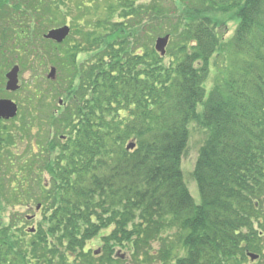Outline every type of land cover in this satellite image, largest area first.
I'll return each mask as SVG.
<instances>
[{"label": "trees", "instance_id": "1", "mask_svg": "<svg viewBox=\"0 0 264 264\" xmlns=\"http://www.w3.org/2000/svg\"><path fill=\"white\" fill-rule=\"evenodd\" d=\"M152 5L157 14L136 21L133 33L122 23L112 40L100 37L99 55L74 74L52 123L55 146L46 142L40 154L8 164L19 133L0 124V189L2 168L17 167L18 197L41 203L43 213L34 234L16 212L4 224L0 191V264H95L86 247L103 231L111 264L115 248L144 264L264 259V0H183L165 57L153 43L172 34L175 12L167 0ZM224 18L238 21L227 43L219 33ZM225 48L229 66L208 92L211 61ZM193 123L208 135L194 173L200 205L182 169Z\"/></svg>", "mask_w": 264, "mask_h": 264}, {"label": "rangeland", "instance_id": "2", "mask_svg": "<svg viewBox=\"0 0 264 264\" xmlns=\"http://www.w3.org/2000/svg\"><path fill=\"white\" fill-rule=\"evenodd\" d=\"M167 1L173 4L170 5L172 8L170 11L175 12V14L169 16L170 31L172 33L170 36L173 37V30L177 29L180 18L176 11L182 8L183 0ZM29 2H31L32 7L27 4ZM66 2H68L67 6H65ZM130 6L134 8L133 11H130ZM152 6V0H0V99L6 96L5 99L13 101L20 109L14 120H9L2 125L13 133H19L14 145L9 148V152L13 156L8 164H11V162L16 163L25 154H28L30 158L40 154L41 146L46 142L55 146L56 142L54 141H56L58 133L57 127H53L52 123L56 116L59 117L62 114L66 106V104L61 105L60 102L66 103L69 99L70 95L63 93L68 86L74 85V74L80 72L82 66L87 64L88 61L91 64L93 58L97 54L99 55L101 51H98V48L104 45V41L100 37L104 39L107 37V40H112L116 29L120 28L119 26L116 28L114 25L120 23H123L122 25H125L126 29L133 33L136 21L141 19L142 22H145V20H149V17L152 18L157 14L152 11ZM145 8H148L147 11ZM222 21L223 23L220 22L219 33L227 43L233 38L238 21L233 18H224ZM117 22L118 24H114ZM109 25H111V28L107 27ZM63 26L71 27L67 42L59 48L55 46L52 40H48L47 43L46 36L53 30H58ZM153 28L150 24L147 31L149 32ZM144 32L148 33L146 30ZM158 39L159 37L154 39V48ZM131 44L133 45V41H131ZM52 58L55 59L56 64L51 62ZM230 59V53L226 48L212 59L211 75L207 82L208 92L213 88L216 80L226 73ZM73 61L76 64L75 68L71 66ZM14 67L20 69L19 89H21L19 92L13 91L8 94L5 79ZM52 68L57 69L56 80L49 79ZM66 81L70 85L65 86ZM38 88L41 90L40 93ZM34 92L38 93V97L34 95ZM56 93L57 98L55 99ZM46 94L47 97L42 100V97ZM39 103L42 104L40 111L34 109ZM32 120L33 124L26 130L24 127ZM25 132L28 133L25 134ZM61 133L63 132H59V134ZM207 136V132L201 129L197 123L191 124L190 139L182 160L185 182L196 205L201 204V195L194 173L200 151L206 143ZM31 137L32 142L30 144L32 146L28 143ZM44 161L46 160L44 159ZM49 163L47 160L46 168L45 164L43 167L44 172L42 173L44 175L42 178L44 184L50 182V173L47 169ZM41 165L43 163H40ZM10 169L12 170L8 171L6 167L2 168L5 175L3 180L6 183V189L1 188L0 191L5 198L3 199V206L6 207L5 215H7L3 219V223L10 225L13 219L11 216L16 212L17 215L25 218L22 227L29 234L34 229L37 231L43 220V213L41 209L38 210L39 207H42V204L29 202L27 198L18 197L23 193V189L14 181L15 174L19 175V169L17 167L13 169L12 166ZM14 208L16 209L14 210ZM106 233L108 232L103 231L99 238L90 241L86 247V251L100 252L95 264H111L108 262V254L103 251L102 236ZM156 248H158V245H156ZM111 255L118 261L114 264H144L143 261L132 258L130 251L126 249L115 248ZM250 255H254V253H250L248 256L250 257ZM257 260L254 262L250 260L251 264L258 262ZM158 263V260L149 262V264ZM56 264H59V262L56 261ZM258 264H264V259H260Z\"/></svg>", "mask_w": 264, "mask_h": 264}, {"label": "water", "instance_id": "3", "mask_svg": "<svg viewBox=\"0 0 264 264\" xmlns=\"http://www.w3.org/2000/svg\"><path fill=\"white\" fill-rule=\"evenodd\" d=\"M70 35L69 28H63L58 30H53L48 36H46L47 40L55 41L59 44L63 43L68 36ZM170 42V36H166L164 38H159L156 42V50L162 55H166V49ZM8 91H18L19 90V68H14L8 75ZM49 79H56V69H52ZM18 107L13 101L1 100L0 101V120H11L17 116ZM129 149H134V146H130ZM40 209V207L38 208ZM34 232V230H32ZM96 254H99L97 252ZM252 261L257 260L259 257L256 255H250Z\"/></svg>", "mask_w": 264, "mask_h": 264}, {"label": "flooded vegetation", "instance_id": "4", "mask_svg": "<svg viewBox=\"0 0 264 264\" xmlns=\"http://www.w3.org/2000/svg\"><path fill=\"white\" fill-rule=\"evenodd\" d=\"M132 11H133V8H132ZM131 18H132V20H133V15L131 16ZM114 24H118V22L117 23H114ZM120 24H122V23H120ZM119 24V25H120ZM108 28H111V25H109V26H107ZM132 41H133V38H132ZM5 122H3V121H1L0 122V124L2 125V124H4Z\"/></svg>", "mask_w": 264, "mask_h": 264}]
</instances>
